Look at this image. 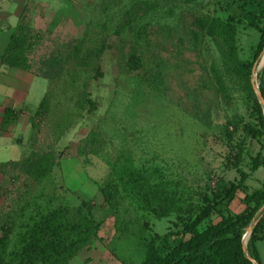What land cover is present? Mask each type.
<instances>
[{
	"label": "rangeland",
	"instance_id": "obj_1",
	"mask_svg": "<svg viewBox=\"0 0 264 264\" xmlns=\"http://www.w3.org/2000/svg\"><path fill=\"white\" fill-rule=\"evenodd\" d=\"M134 1L148 2L149 12L120 29ZM246 9L241 0H0V45L21 18L35 36L29 71L4 68L11 80L0 79V113L15 109L0 132V162L18 161L15 170L0 166V218L83 200L99 228L68 264H139L144 240L179 230L203 196L245 174L228 204L241 211L243 194L264 180V168H249L251 157L264 156L263 140L247 130L256 128L251 95L233 70L258 37ZM130 50L140 60L134 69ZM263 61L264 49L256 87ZM249 84L254 94L250 76ZM44 154L50 172L36 183L26 171ZM130 163L163 168L171 180L165 203L145 207L118 191L105 204L98 184ZM256 246L264 264V241Z\"/></svg>",
	"mask_w": 264,
	"mask_h": 264
},
{
	"label": "trees",
	"instance_id": "obj_2",
	"mask_svg": "<svg viewBox=\"0 0 264 264\" xmlns=\"http://www.w3.org/2000/svg\"><path fill=\"white\" fill-rule=\"evenodd\" d=\"M246 6L247 24L258 32L256 44L249 60H236L233 70L245 83L247 93L251 96V109L256 128L247 130L261 136L264 148V115L260 104L252 93L249 84L251 68L264 49V0H241ZM150 4L146 1H134L124 11L118 27H128L136 18L149 12ZM221 23V22H220ZM222 29L225 38L230 41L229 49H233L234 28L224 21ZM34 34L29 33L25 22L20 20L8 36L6 46L0 55V64L5 67L29 71L30 65L26 51L32 47ZM130 68L140 66L137 54L130 50L127 55ZM264 62L258 91L264 100ZM13 109L3 110L0 130H6L11 124ZM234 164L238 156L233 155ZM27 161V160H25ZM24 163V160L21 161ZM26 164V162H25ZM11 166L16 169L18 161L0 162L1 167ZM24 165V164H22ZM264 168V156L256 153L250 158L249 168ZM51 160L44 154L29 166L26 173L38 183L48 176ZM245 177L241 174L240 181ZM170 179L162 167L156 163H130L109 169L106 176L98 184L103 201L112 207L114 193L126 192L135 200L149 207L153 201L165 203ZM239 183H228L212 197L203 196L202 205L197 213L182 223L174 232L150 237L142 242L143 257L139 264H252L245 256H249L257 264L261 263L256 243L264 241V180L258 188L245 192L241 198L243 209L237 213L229 210L228 204L234 198L236 190H242ZM160 212V211H159ZM218 219L212 221L210 214ZM163 215V213H159ZM258 217L252 225L242 250V235L245 227ZM23 212L17 217L8 214L0 218V264H68L75 254L89 246L96 238L99 222L91 216V208L86 201L71 206L60 202L54 205H36L25 218Z\"/></svg>",
	"mask_w": 264,
	"mask_h": 264
},
{
	"label": "water",
	"instance_id": "obj_3",
	"mask_svg": "<svg viewBox=\"0 0 264 264\" xmlns=\"http://www.w3.org/2000/svg\"><path fill=\"white\" fill-rule=\"evenodd\" d=\"M255 67H256V63H253L252 68H251V74H250V82H251L255 97H256L258 103L260 104V106L262 107V110H264V100L261 97L257 87L253 84V76L255 75ZM263 208H264V204L260 210H262ZM257 218H258L257 216L254 217V219L245 227L244 233L242 235V241L241 242H242V250L244 251V253H245V241H246V239H247V237L251 231L252 225L256 222ZM245 256L252 262V264H257L255 261H253L246 254H245Z\"/></svg>",
	"mask_w": 264,
	"mask_h": 264
},
{
	"label": "crops",
	"instance_id": "obj_4",
	"mask_svg": "<svg viewBox=\"0 0 264 264\" xmlns=\"http://www.w3.org/2000/svg\"><path fill=\"white\" fill-rule=\"evenodd\" d=\"M8 36L9 35H7L5 38H3L2 39V41L3 42H1V45H0V55L2 54V52H3V50H4V48H5V46H6V43H7V40H8ZM4 68H8V69H11L10 67H5V66H3V65H1L0 64V79H5V77H4V75H8L9 74V72L7 71V70H5ZM13 69H16V68H13ZM5 80H11V79H8L7 77H6V79ZM6 107H8V108H11V109H13V111L15 110L14 108H13V106H4L3 107V109H2V111H1V113H0V121H1V117H2V113H3V110L6 108ZM0 132H1V130H0ZM3 132V131H2Z\"/></svg>",
	"mask_w": 264,
	"mask_h": 264
}]
</instances>
